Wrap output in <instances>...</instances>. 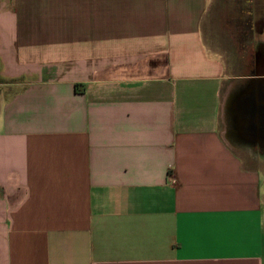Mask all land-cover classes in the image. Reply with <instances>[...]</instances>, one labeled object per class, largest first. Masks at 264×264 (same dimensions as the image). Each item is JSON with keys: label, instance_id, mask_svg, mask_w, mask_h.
<instances>
[{"label": "crops", "instance_id": "obj_1", "mask_svg": "<svg viewBox=\"0 0 264 264\" xmlns=\"http://www.w3.org/2000/svg\"><path fill=\"white\" fill-rule=\"evenodd\" d=\"M249 3L224 57L212 0H0V264H264Z\"/></svg>", "mask_w": 264, "mask_h": 264}, {"label": "rangeland", "instance_id": "obj_2", "mask_svg": "<svg viewBox=\"0 0 264 264\" xmlns=\"http://www.w3.org/2000/svg\"><path fill=\"white\" fill-rule=\"evenodd\" d=\"M249 13H251L249 0H212V7L208 17H206L204 30L208 46L225 57L227 45L230 44L232 46L236 43L233 40L234 35H230V32H237L241 36L244 27H247L249 21H251ZM217 38L221 40L228 39L229 43L222 46L220 42H217ZM215 43L219 46L217 47ZM224 126L222 124V127ZM253 166L264 171V164Z\"/></svg>", "mask_w": 264, "mask_h": 264}, {"label": "flooded vegetation", "instance_id": "obj_3", "mask_svg": "<svg viewBox=\"0 0 264 264\" xmlns=\"http://www.w3.org/2000/svg\"><path fill=\"white\" fill-rule=\"evenodd\" d=\"M253 132V131H252ZM253 135H254V132H253Z\"/></svg>", "mask_w": 264, "mask_h": 264}]
</instances>
